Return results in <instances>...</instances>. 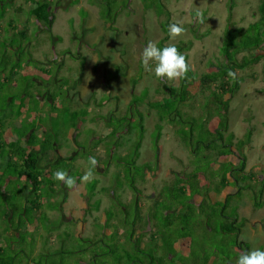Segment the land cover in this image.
Instances as JSON below:
<instances>
[{
  "label": "rangeland",
  "instance_id": "obj_1",
  "mask_svg": "<svg viewBox=\"0 0 264 264\" xmlns=\"http://www.w3.org/2000/svg\"><path fill=\"white\" fill-rule=\"evenodd\" d=\"M49 1L51 20L46 28L28 14L32 0H0V56L4 50L6 53L4 58L0 57V106L4 105L5 97L13 96L17 102L22 98L23 109H26L25 113L13 117L8 111L14 107H10L9 98L6 100L7 115L3 118L1 136L8 141L13 138L8 123L28 126L35 122L31 128L39 139L46 132H55L51 147L60 145L61 159L53 161L50 169L54 172L66 170L77 178V183L68 188L55 180L52 190L43 183L37 208L31 207L21 215L27 195L11 188L1 192V255L6 261L12 257L10 264H80L86 262L90 250L101 251L105 245L109 246L112 227L102 226L106 216L104 210L116 215L118 206L113 204L117 205L114 196L117 195L123 204L129 203L133 196L125 185L126 180L121 182V175L117 178L115 172L121 169L116 156L125 155L136 138L135 123L131 119L135 111L141 114L143 126L135 161L141 165L146 163L142 177L135 176L134 179L140 215L157 201L164 185H172L179 176L190 172L196 165L194 155L197 151L189 153L174 131L176 124L168 121L166 113L159 118L158 109L149 105L165 97L168 86H178V80L157 79L153 72L145 71L141 66V53L149 41L158 42L162 48L178 42L186 45L190 40V47L182 53L186 55L194 77L188 85L190 93L178 110L195 116L203 111L201 105L206 98L210 100V106L215 104L211 91L217 81L201 86L198 78L213 68L209 63L220 58L223 31L230 26L245 28L258 17V0H159L166 11L160 14L155 12L153 5L145 6L144 0ZM196 11L203 13L204 23L196 20ZM165 20L168 26L180 22L185 33L172 40L167 26V38L160 41L165 36L161 27ZM8 21L12 23L10 28L6 26ZM20 30L24 32V38L17 35L11 38V32ZM8 42L9 46L4 45ZM18 48L22 51L17 52ZM254 53L261 54L263 50ZM242 54L246 52H239L237 57ZM13 57L20 63L12 68V72L11 61H7ZM22 75H28L26 81L21 79ZM86 75H90L91 80ZM236 76L238 86L228 100L227 131L238 138L247 126H252L249 143L238 150L235 148V152L244 154L245 171L249 181L254 182L256 176H264V126L261 125L264 122V57L237 70ZM25 86L27 94L24 96ZM226 96L224 94L222 99ZM132 97L141 99L132 105ZM33 106L35 108L30 109ZM133 106L135 111H129ZM124 115L127 120L122 118ZM214 122L211 117L207 125L212 127ZM156 124L161 126L157 137L153 134ZM42 130L47 131L41 134ZM108 146L113 148V156L109 158L106 155ZM199 147V151L204 148L202 144ZM71 155L75 157L70 159ZM90 156L98 161L94 179L82 182L79 178L87 170ZM214 162L215 159L202 160L199 168L206 171ZM196 179V186H201L205 177L199 174ZM187 183H191L188 178L184 183L178 182L175 191L182 186L187 190ZM209 194L214 195V192ZM162 195L167 196L166 193ZM254 198L256 194H246L238 201L237 212L246 219L239 238L247 242V250H264V194L258 208H252ZM95 201L97 207L94 208L91 204ZM189 203L193 204V209L199 208V201ZM195 212L190 213L186 228L179 221L171 222L173 232L169 241L156 251V257L162 258L161 264H176L177 259L181 264L193 262L186 249L179 246L181 238L187 236V228L196 245L204 243L209 247L217 243L230 247L231 236L216 235L218 239H215L210 231L202 232V215ZM168 216L172 218L173 214ZM19 220L25 223L19 228L21 237L9 241L7 233L17 228ZM163 222L159 220V227H163ZM114 224L120 226L118 237L123 240L125 226L119 222ZM151 232L143 234L142 244L153 242ZM80 237L93 240L81 241ZM86 245L89 247L85 248ZM183 246L186 247L187 242ZM171 257L172 261L169 260ZM104 261L99 258L98 263Z\"/></svg>",
  "mask_w": 264,
  "mask_h": 264
},
{
  "label": "trees",
  "instance_id": "obj_2",
  "mask_svg": "<svg viewBox=\"0 0 264 264\" xmlns=\"http://www.w3.org/2000/svg\"><path fill=\"white\" fill-rule=\"evenodd\" d=\"M144 1H146L145 6L153 5L157 14L165 11L159 0ZM32 3L33 6L29 9L28 14L36 23H41L48 28L51 20L50 1L32 0ZM105 3L107 4L108 1ZM4 11L2 9V12ZM257 12V19L249 23L245 28H232L230 26L223 31L219 46L220 58L216 59L213 63H209L213 68H209L207 72L202 73L198 78L201 86H209L210 83L217 81L214 90L211 91V96L215 99L214 105L210 106V100L206 98L201 105L203 111H201V114L195 116L181 113L178 110V107L185 102L190 93L188 85L194 77L192 71L188 73L186 80H178V86H168L165 90L167 94L164 95L165 97L149 104L158 109L159 118L163 116V113H166L168 121L176 124L174 131L178 133L185 147L187 146L186 148H188L189 153L191 151H197V153L194 155L195 157L193 156L194 163H196L193 169L183 174V176H179L180 178L176 183L164 185L158 194L157 201L143 215H140L138 210V197L135 195L137 188L134 184L135 176L142 177L143 169L146 167V163L141 165L136 164L135 161L138 155L139 142L142 138L143 126L141 124V114L135 111L134 106L129 107V111H135V115L131 119L135 123L133 128L136 130V138L125 155L116 156V162L121 165V169L115 172V176L118 178L121 175V182L126 180L125 185L133 192V196L127 204L120 202L117 195L114 196L117 205L114 202L113 204L116 207L118 206V213L115 215L110 210H104L106 216L105 221L102 223L104 227H107V224L112 227L110 244L101 248V251L96 249L90 250L86 262L80 264H99V258L102 261L107 259V261L100 262L102 264H108V262L110 264H161L162 258L156 257V251L169 241V235L173 232V228L170 227L171 224L179 221L183 228L188 227L190 213L193 214L194 210L197 211L195 212L196 214L202 215V224H200L202 226L201 229H204L202 232L210 231L215 239H218L216 235L231 236L230 240L232 242L230 241V247L217 243L209 247L203 245L204 243L196 245L191 240L187 228V236H183V239L181 238L182 241H180L181 244L179 243V246L185 248L187 255L192 257L193 262L191 264H236V258L242 251L247 250V242L239 238V233L246 219L243 216H239L237 212L238 201L243 196H246V194L250 196L256 194V198L253 199L252 208L261 206L262 195L264 194V176H256L254 182L249 181L247 172L245 171V156L240 151L236 153L235 148L238 150L240 147H243V144L247 145L249 143L253 129L249 125L240 137L235 138L232 132L227 131V107L229 97L238 86L239 78L236 76V71L264 57V0H258ZM11 25L10 21L6 24L9 28ZM167 26V20L161 23L165 36L160 41L167 38ZM14 35H17L21 39L25 37L24 32L21 30L11 32V38ZM9 44V42L4 43L6 46H9ZM190 44V40H187L186 45L178 42L176 47L182 53V50H187ZM16 47L14 45V48ZM255 50H263V53L256 54L254 53ZM20 51H22V48L17 49V52ZM242 51L246 52V54H242L238 58L237 54ZM5 56L4 50L0 57L4 58ZM10 61L11 69L20 63V60L14 57L12 59L8 58L7 63ZM229 70L235 73L234 81L227 75ZM26 77L28 75H22L21 79L26 81ZM26 89L27 86H25L22 92L24 96L27 94ZM216 91H218L217 94ZM224 94L227 96L222 99ZM133 97L130 104L136 105L141 98ZM8 98V102L11 103L10 107H14L8 111L11 116L16 117L26 111V109H23V99L19 98V102H17L13 96L5 97L3 100L4 105L0 106V194L3 190L5 191L10 188L18 193L24 192L27 197L23 200L24 205L20 212L21 215V213H26L31 207L37 208L43 183L48 185L47 188L49 190H52L51 187L56 181L53 178L55 170L52 169L51 171L50 164L53 161H58L56 160L57 158L61 159V156L58 154V146L60 145L58 144L57 148L56 146L54 148L51 147V139L55 132L42 130L41 134L46 132V135H41L39 139L38 134L34 133L33 128H31L35 122L28 126L25 125L26 127L23 123L19 126L8 123L7 127L13 131V138L9 141L3 139L1 128H3V118L7 115L5 113V106L8 103L6 101ZM50 104L52 105L53 103L50 102ZM34 108L33 106L30 109ZM123 117L126 119L125 115ZM211 117L214 118L215 122L212 127H209L207 124ZM261 125L264 126V122ZM160 128V124L154 126L153 134L156 137L159 134ZM69 129L73 128L70 127ZM127 129L130 130L131 127L127 126ZM197 143L198 145H196ZM75 144L77 145V142ZM199 144L204 146L201 151L198 150L200 148ZM112 150V146L106 148L107 158L113 156ZM74 157L75 155H71L70 159ZM206 159H215V162L210 163V167L205 171L199 168V162ZM69 163L67 162V164ZM214 169L220 170L215 172ZM197 173L205 177L201 186H196L198 185L196 179ZM217 177L219 178L217 179ZM187 178L191 181L190 185L187 183V190L182 186L178 187L175 191L177 183H184L187 181ZM12 182L14 183L12 184ZM209 192H214V195H210ZM162 193H166L167 196H163ZM240 193L241 195H239ZM30 194H33V197L29 198ZM190 201H199V208L193 209V204L189 203ZM91 205L94 208L97 207V201ZM171 214H173L172 218L168 216ZM5 218L9 219V216H4ZM159 220L164 221L163 227H159ZM115 222H119L125 226L122 235L123 240L118 237L120 226L117 227L114 224ZM23 224L25 223L19 220L17 228L13 229L12 232L9 230L7 233L9 241L15 237L17 239L21 237V233L18 232L21 231L19 228ZM148 231H152L150 237L153 242L142 244L140 238ZM80 238L82 239L81 241L93 240L90 237ZM112 241L118 242L113 243ZM186 242L187 246L185 247L183 245ZM121 244H123V247L119 248L118 246ZM86 247H89V245H86ZM2 251L0 247V264L12 263V257L10 256L9 261L3 259L4 255H1ZM169 260L172 261L173 257ZM176 264H181V261L177 259Z\"/></svg>",
  "mask_w": 264,
  "mask_h": 264
},
{
  "label": "clouds",
  "instance_id": "obj_3",
  "mask_svg": "<svg viewBox=\"0 0 264 264\" xmlns=\"http://www.w3.org/2000/svg\"><path fill=\"white\" fill-rule=\"evenodd\" d=\"M195 17L199 23L205 22L202 12L196 11ZM185 31L186 29L180 22L171 23L168 26V35L172 40L182 36ZM140 61L145 71L153 72L154 76L161 80H186L191 71L186 56L179 51L175 44L161 48L158 46V42L149 41L141 53ZM227 75L233 81L235 80L233 71L229 70ZM85 77H90L89 80L92 78L90 75ZM88 165L84 175L79 178L82 182H91L94 179L95 169L98 165L94 156L88 158ZM53 178L68 188H73L77 183V178L69 175L63 169H58ZM236 264H264V250L256 248L242 251L236 258Z\"/></svg>",
  "mask_w": 264,
  "mask_h": 264
}]
</instances>
